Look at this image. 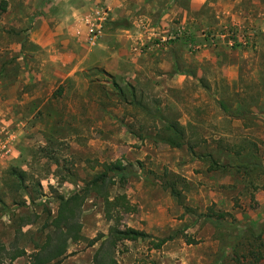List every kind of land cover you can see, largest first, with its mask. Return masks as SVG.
<instances>
[{"label": "rangeland", "instance_id": "374dc122", "mask_svg": "<svg viewBox=\"0 0 264 264\" xmlns=\"http://www.w3.org/2000/svg\"><path fill=\"white\" fill-rule=\"evenodd\" d=\"M256 1L264 4V0ZM3 2L0 22L6 8ZM12 2L16 6L21 0ZM241 4L248 7V2ZM255 11L237 14L241 29L236 30L231 15L223 16L224 23L219 25L216 15L204 10L208 29H186L184 36L171 40L195 42L198 36L219 40L227 34L230 39L239 36L235 44H244L237 56L186 47L184 62L176 64L177 71L184 72L180 92H166L168 79L152 77V72L143 71L134 78L132 74L112 76L100 66L78 72L62 84L63 78L46 84L34 78V88L29 87L28 76L21 77L20 72L35 68L29 56L37 51L21 43L27 29L0 28V105L4 92L8 95V88L18 84L11 93L14 100H26L36 90L42 101L54 103L57 118L52 125L46 118L25 123L24 112L6 125L0 109V244L10 250L16 242V247L31 253L32 242L42 241L48 231L41 235V226L56 216V198L73 194L101 171L99 163L120 161L128 181L124 187L113 186L111 195L126 196L134 207L124 223L151 240H169L160 249H152L150 240L119 243L116 264H235L234 253L247 256L251 264L254 256L250 254L264 244V6ZM56 53L72 51L58 47ZM123 70L131 71L125 66ZM132 94L141 106L130 104ZM168 121L183 128L185 147L161 142L169 136L162 130ZM237 165L249 168L239 173ZM11 171L25 173L24 188H18ZM43 206L50 213H42ZM209 208L226 213V228L198 218ZM80 222L82 239L70 243L72 255L62 264H91L100 242L90 247L88 242L108 234L103 203L93 196L85 201ZM247 224L261 231V241L233 229ZM260 249L264 253V246ZM26 262L27 256L12 263L0 260V264Z\"/></svg>", "mask_w": 264, "mask_h": 264}, {"label": "crops", "instance_id": "0c3cea01", "mask_svg": "<svg viewBox=\"0 0 264 264\" xmlns=\"http://www.w3.org/2000/svg\"><path fill=\"white\" fill-rule=\"evenodd\" d=\"M3 1L6 8L2 12L4 21L0 22V28H26V38L21 43L27 42L37 51L36 55L29 56L36 62L35 68L31 71L28 67L20 72L21 77L28 76L29 87L34 88V78L45 84L51 79L63 78L59 83L62 84L64 80L76 77L78 72L100 66L112 76L132 74L134 78L143 71L152 72V77L168 79L166 92L184 89V72H178L176 64L184 62V49L189 42L163 43L156 35H174L183 26L194 31L196 27L208 29L207 19L202 16L207 9L222 25L223 16L231 15L233 21L237 14L249 15L255 13L258 6H264L262 1L256 0H188L186 7L184 0H21V3L17 0L16 6L12 0ZM242 2H248V7H243ZM98 11L105 21L96 44L89 46L85 21ZM254 22L261 24L262 21ZM240 25L238 20L231 23L236 30L241 29ZM198 37L193 45L212 55L226 52L237 56L239 46L244 45L235 44L240 42L237 35L230 39L227 34H222L219 40ZM58 47L72 51V54H58ZM80 50L85 52L79 53ZM124 66L131 69L130 73H124ZM8 89V95L5 91L4 102L0 105L5 116L3 123H14L24 112L27 115L25 123L45 118L49 125L56 123L54 103L42 101L39 92L34 90V95L18 102L11 96L18 84Z\"/></svg>", "mask_w": 264, "mask_h": 264}, {"label": "trees", "instance_id": "16d2710c", "mask_svg": "<svg viewBox=\"0 0 264 264\" xmlns=\"http://www.w3.org/2000/svg\"><path fill=\"white\" fill-rule=\"evenodd\" d=\"M2 4L5 6L6 2H3ZM4 11L5 7L2 9V12ZM116 88L123 97L122 91L117 86ZM130 102V104L141 106V103L136 101L133 94ZM162 128V130L169 134V136L161 142L172 148L186 146L185 132L179 123L168 121ZM187 148L190 151L192 150L191 147ZM98 167L101 168V171L95 173L90 180L83 182L82 186H77V189L73 194L66 197L60 195L56 198V201L58 202L56 216L51 222L48 224L44 223L41 226L39 230L41 235L46 229L48 231L45 233L42 241L32 242L33 249L31 253L27 255L24 248L16 247V242L10 244V250L7 249L5 245L0 244V260L6 258L12 263L16 259L27 256L26 264H62L67 257L72 255V253H68L70 243H76L82 239L80 217L83 205L89 196H93L103 203L105 220L110 223L107 235H98L96 238L88 242V247L100 242L97 251L92 257V264H116V247L119 243L124 241L133 242L137 240H150L152 249H160L169 239H161L157 241L151 240V237L148 234L132 227H128L124 223V217L133 212L134 207L132 203L122 194L111 195V188L113 186L119 185L120 187H124L128 181V175L124 173L125 168L122 166L121 162L99 163ZM215 167H212L211 169L213 170ZM224 167L230 168L228 165ZM248 168V166L237 165L236 171L240 173L244 170L246 173ZM11 175L16 178L20 184L18 185V188H24L23 177L25 176V173L21 172L18 175L16 171H11ZM39 189L40 185H38V190ZM40 196H43L42 193H40ZM30 202L32 205L34 204L33 201L30 200ZM22 206L26 207V203ZM46 212L50 213V211L43 206L42 213ZM197 216L204 222H207L218 229L226 228L223 222L226 213H218L213 211L212 208H209L206 213ZM35 217H37V215H35ZM27 219L28 218L24 217L21 218L23 221H27ZM24 224L27 225L29 223H23V225ZM233 229L238 230L239 233H242L243 231L248 233L255 242L261 241L262 239L261 231L255 229L251 224L245 225L243 229H239L238 226L233 227ZM236 244L235 246H237ZM260 244H262V242ZM261 246H264V244L256 247V251L250 254L251 256H254V261L251 264H260L264 259V253H262L260 249ZM234 260L236 261L235 264H248L247 256L245 255L237 256L236 253H234Z\"/></svg>", "mask_w": 264, "mask_h": 264}, {"label": "built area", "instance_id": "2783aa9c", "mask_svg": "<svg viewBox=\"0 0 264 264\" xmlns=\"http://www.w3.org/2000/svg\"><path fill=\"white\" fill-rule=\"evenodd\" d=\"M105 19L104 17L101 15V12H97L94 17L91 18H87L85 21V26H86V43L89 46H94L96 44L97 39L99 38L101 32H102V27H103V23H104ZM186 32V28L183 26L179 29V31L174 34V35H168L166 37H159L156 35V38L159 37V40L161 42H167V41H171L177 37H182L184 36ZM189 42V48H194L195 45L193 41L188 40Z\"/></svg>", "mask_w": 264, "mask_h": 264}]
</instances>
